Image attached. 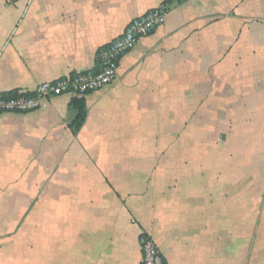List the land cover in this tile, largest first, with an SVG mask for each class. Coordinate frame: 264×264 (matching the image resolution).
<instances>
[{"label":"crops","instance_id":"0c3cea01","mask_svg":"<svg viewBox=\"0 0 264 264\" xmlns=\"http://www.w3.org/2000/svg\"><path fill=\"white\" fill-rule=\"evenodd\" d=\"M167 4L117 80L0 116V264H264V0H0V95L95 72ZM9 258V259H8Z\"/></svg>","mask_w":264,"mask_h":264},{"label":"built area","instance_id":"2783aa9c","mask_svg":"<svg viewBox=\"0 0 264 264\" xmlns=\"http://www.w3.org/2000/svg\"><path fill=\"white\" fill-rule=\"evenodd\" d=\"M167 4L145 16L132 21L124 34L105 46L99 53L95 72L77 73L56 82L41 84L33 93L19 92L16 96L0 95V116L30 113L41 110L54 97L72 95L82 98L90 93L104 90L118 77L121 60L131 52L139 41L153 34L166 23ZM142 264H166L154 240L143 235L140 238Z\"/></svg>","mask_w":264,"mask_h":264},{"label":"trees","instance_id":"16d2710c","mask_svg":"<svg viewBox=\"0 0 264 264\" xmlns=\"http://www.w3.org/2000/svg\"><path fill=\"white\" fill-rule=\"evenodd\" d=\"M12 96H16V93H12ZM74 107L78 110V117L75 121L76 129H79L85 120V103L82 98H75L73 101Z\"/></svg>","mask_w":264,"mask_h":264},{"label":"rangeland","instance_id":"374dc122","mask_svg":"<svg viewBox=\"0 0 264 264\" xmlns=\"http://www.w3.org/2000/svg\"><path fill=\"white\" fill-rule=\"evenodd\" d=\"M28 254H30V253L27 252V251H25V257H24V258H25L26 264H28V261H27V259H28V257H29ZM30 256H31V254H30ZM16 257H17L16 254H11V256L9 257V258H11L9 264H23V263L21 262V260H19V259L22 258L21 255H20V258H19V259H17ZM9 258H8V259H9Z\"/></svg>","mask_w":264,"mask_h":264}]
</instances>
